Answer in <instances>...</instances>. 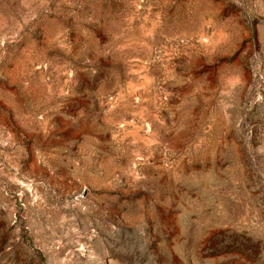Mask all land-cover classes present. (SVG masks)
Here are the masks:
<instances>
[{
	"label": "rangeland",
	"instance_id": "rangeland-1",
	"mask_svg": "<svg viewBox=\"0 0 264 264\" xmlns=\"http://www.w3.org/2000/svg\"><path fill=\"white\" fill-rule=\"evenodd\" d=\"M0 264H264V0H0Z\"/></svg>",
	"mask_w": 264,
	"mask_h": 264
}]
</instances>
